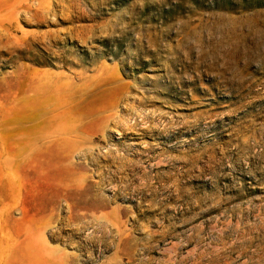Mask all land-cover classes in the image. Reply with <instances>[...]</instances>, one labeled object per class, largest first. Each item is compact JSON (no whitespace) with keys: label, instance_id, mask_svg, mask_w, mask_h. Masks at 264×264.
Returning <instances> with one entry per match:
<instances>
[{"label":"rangeland","instance_id":"374dc122","mask_svg":"<svg viewBox=\"0 0 264 264\" xmlns=\"http://www.w3.org/2000/svg\"><path fill=\"white\" fill-rule=\"evenodd\" d=\"M0 264H264V0H0Z\"/></svg>","mask_w":264,"mask_h":264},{"label":"bare ground","instance_id":"6f19581e","mask_svg":"<svg viewBox=\"0 0 264 264\" xmlns=\"http://www.w3.org/2000/svg\"><path fill=\"white\" fill-rule=\"evenodd\" d=\"M57 117H59V115L54 116L53 123H55V121L58 119ZM46 119L47 118L45 116H36V117L32 118L31 119L32 123H31L30 127L28 128V130H29L28 132L30 133V135L31 136L37 135L38 138H61V136L63 135L61 128L55 129L49 133H46L43 131V129L49 128L52 126L51 124L46 125V122L52 123L51 121L46 120ZM35 121H38V122L35 123ZM118 134L119 133H117V135Z\"/></svg>","mask_w":264,"mask_h":264}]
</instances>
